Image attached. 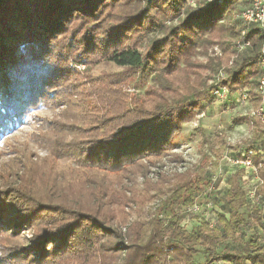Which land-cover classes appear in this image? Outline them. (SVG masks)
<instances>
[{"label":"trees","instance_id":"1","mask_svg":"<svg viewBox=\"0 0 264 264\" xmlns=\"http://www.w3.org/2000/svg\"><path fill=\"white\" fill-rule=\"evenodd\" d=\"M200 1L201 7L189 8L187 0H0V137L30 111L60 108L59 119L44 122L45 132L32 140L47 150L44 160L51 159L53 166L71 162L58 178L57 168L44 167L48 163L24 161L26 175L38 164L47 169L40 180L54 191H47V204L35 200L34 191L20 190H11L0 203L1 263L264 264V240L248 238L240 251L218 252L220 245L238 241L260 223L257 208L251 210L253 224L241 213L248 204L243 170L225 182L226 203L220 211L226 216H218L217 228L184 213L210 186L207 168H200L193 179L187 172H160L155 184L149 179L150 169L173 150V137L211 99V86L208 90L200 70L226 64L235 51L227 50L229 41L239 37L232 24V0ZM245 27L250 47L226 70L223 85L229 95L249 91L256 108L259 98L252 90L261 73L262 42L255 26ZM212 43L223 50L221 58L196 63L198 51ZM90 45L97 46L100 59L136 77L133 98L114 88L124 81H78L70 73V63L87 61L82 57ZM53 51L66 70L48 58ZM95 83L106 88L94 92ZM144 97L152 99L150 105ZM237 122L252 127V137L262 148L255 149L261 155L251 160L260 182L255 194L263 198L264 124L251 116ZM219 136L213 142L212 171L228 149ZM66 177L73 182L66 183ZM71 193L79 200L55 202ZM85 197L89 201L83 202ZM152 201L156 208L146 219L130 221L125 214ZM24 231L32 234L23 246L19 241ZM200 254L205 260L195 263Z\"/></svg>","mask_w":264,"mask_h":264},{"label":"rangeland","instance_id":"2","mask_svg":"<svg viewBox=\"0 0 264 264\" xmlns=\"http://www.w3.org/2000/svg\"><path fill=\"white\" fill-rule=\"evenodd\" d=\"M206 1L209 4H213L215 2H218V4L221 3L220 0ZM247 1L248 0H232V5L234 8V11L232 12V24L234 25V28L239 31V36L243 30H246V27L244 24L238 21L237 16L244 8L247 7ZM187 4L189 8H196V6H202V1L187 0ZM168 24L169 22L166 23V25ZM234 41L235 40H230L228 43L229 46L227 47V50L229 54H231L234 50ZM65 43V39L60 41V44ZM54 44L55 42L52 43V45ZM80 45L83 50L85 45L84 41H82ZM95 48H97V46L94 47V45L85 47L83 52L85 55L82 58L84 60L87 58V61L81 62L79 65L70 63V66L67 67L70 73L76 74L79 77L78 81L87 79L102 80L105 77L114 84L118 81H124L123 83L115 85L114 88L121 89L125 92L128 98H133V95L135 94L133 84L136 77H133V74H130L127 70L118 68L100 59L98 54L95 52ZM53 53L56 55H50L48 58H50L52 62L57 60V62L61 63L59 56L57 55L58 52L53 51ZM197 54L199 55H197L195 58L196 60H193L196 63L203 65L207 61V58H211L212 60L221 58L223 50L219 45H217V43H212L209 46H206L205 49H200ZM236 54V51H234L226 64L214 67V70L212 71L204 69L200 70V76L202 77V80L207 86L208 90L210 88L209 81L212 76L219 70H224L227 72L226 70L232 68L234 65L233 61L238 59V55ZM65 61H67L66 58ZM64 64L65 63H61V66H64ZM64 68L66 70L65 66ZM115 75L117 76L115 77ZM114 79H116V81H114ZM69 82H71V79ZM97 84L99 83L94 84L96 85L93 89L94 92L106 88V85L99 84L97 86ZM147 90L148 89H145L144 91ZM141 100H145L149 105L152 101L150 97H144V99ZM202 105L205 106L204 111L181 127L180 131L172 139V144L174 145L173 150L168 152L166 157H163L161 161L158 162L156 167L150 169L149 179L155 184L157 181L156 175H158L160 172L161 174H165L167 176L187 172L193 179L198 176V170H200V168H207L208 177L215 175L218 178L216 184L218 185V189H216V195L214 198L216 208L219 212L226 202L225 181L229 175L237 170L236 167L229 163V160L245 154L249 149L261 150L262 148L259 144H257V142L254 141V138L252 137V127L246 122L242 124L237 122V119H240L244 116H250V107L248 105L245 106L236 104L227 108L225 104L221 105L220 102H214L212 99H209ZM61 113L62 109L54 107H41L39 109H35L28 112L19 125L7 131L0 137V203L3 202L5 198L9 197L8 195L11 194V190H20L22 193L26 192L27 194H31V192L34 191L36 194V197H34L35 200H38L43 204L48 203V198L50 197L48 194L50 195L51 191L54 190L50 188L51 186L48 181L40 180V175L44 169H42L40 164H38L34 166L35 172H30L26 175V169L24 166L27 163H23L24 161H28V158H30L31 161L48 163L44 167H47L48 170L51 168H57V170H55V174H58V178L65 176L63 170L67 169L64 166L67 164L71 165V162H67L66 160L60 162L57 161L55 165L56 167L53 166L51 159L49 162L44 160L48 154L47 150L32 140V138H35V136H37L40 132H45L42 130L44 122L59 119ZM236 125L238 128H234ZM219 135H222L224 138V141L228 145V149L226 148L222 153L221 159L219 160L218 169L212 171V160H214L212 149L216 148L215 146L213 147V142L215 140H220L217 139L220 138ZM47 169L44 171H47ZM255 177L256 176L251 175L242 179V185L244 191L247 194L248 204L247 207L241 210V213L249 224H253V220H251V210L252 208H257L259 211L258 216L260 223L253 224L250 229L245 230L238 241H227L223 245H220L218 247V252L224 249L231 252L240 251L248 238L259 239L260 241L264 240V197H260L258 202L255 201V189L256 186L260 184L259 179ZM65 180L66 183H70V181L73 182L71 178H68L67 180L66 177ZM58 182L61 183L63 181ZM142 182V179L137 180L136 184L139 189L142 188ZM37 183H39V186L37 189H35ZM48 190L50 193L47 194ZM76 200H79V197L71 193L67 194L61 200L56 199L55 202L61 201L64 204H70ZM82 201H89V198L87 197L86 199L85 197V199ZM156 204L157 202L152 201L141 209L131 207L130 209L125 210V214L129 215L130 221H133L135 218L146 219L147 215L156 208ZM187 218L190 217L187 216ZM23 234L24 235L22 239H20L19 243L24 246L25 239L30 238L32 232L24 231ZM18 237H20V235L16 236V238ZM1 256L2 254L0 251V259ZM204 260L205 255L200 254L195 258V263H200ZM0 264L3 263L0 262ZM52 264H82V262L56 260Z\"/></svg>","mask_w":264,"mask_h":264},{"label":"built area","instance_id":"3","mask_svg":"<svg viewBox=\"0 0 264 264\" xmlns=\"http://www.w3.org/2000/svg\"><path fill=\"white\" fill-rule=\"evenodd\" d=\"M212 1V0H208ZM248 5L244 8L240 14L237 16L238 21H240L245 26L253 25L255 26L260 34L261 38V48L259 51V67L261 70L260 76L256 83V93L259 98V104L256 108L250 111V116L253 118H257L260 120L262 124H264V0H248ZM246 30H243L240 33L238 39H236L233 43V48L236 51V55H240L243 53L248 47H250V42L245 40ZM237 56V57H238ZM236 57V58H237ZM227 73L224 70L217 71L209 83L211 86L210 98L214 102L224 103L229 97V91L225 85H223V81L226 80ZM237 96V102L242 105L247 101L246 92H237L235 93ZM260 154L261 152H257V150L249 149L245 154L238 156L234 159L229 160L231 165L236 167H241L247 172H250L251 175L256 176L258 178L256 168L252 164L251 157ZM217 176L211 175L210 186L197 198V200L189 207L184 210V213L188 216H198L200 219L205 221L209 228H217V213L218 210L216 208L215 203V195H216V183ZM260 197L255 194V201L258 202Z\"/></svg>","mask_w":264,"mask_h":264},{"label":"crops","instance_id":"4","mask_svg":"<svg viewBox=\"0 0 264 264\" xmlns=\"http://www.w3.org/2000/svg\"><path fill=\"white\" fill-rule=\"evenodd\" d=\"M256 88V87H255ZM255 88L252 90L253 91V93L255 94V95H257V93H256V90H255ZM246 94H247V101L244 103V104H242V105H248L249 107H250V111L252 110V109H254L253 107H252V105H253V103H252V100H251V96H250V94H249V91L247 92L246 91ZM257 97H258V95H257ZM226 105L227 106V108L229 107V106H232V105H236V104H238V105H240L238 102H237V96L235 95V94H230L229 95V97L227 98V100L224 102V103H221V105ZM239 124H242V123H239ZM234 128H238V126L236 125ZM234 167H236V166H234ZM237 168V170H243V176H242V178H241V182H242V179H244V177H247V176H251V174H250V172H247L246 170H244L243 168H241V167H236ZM236 170V171H237ZM234 173V172H233ZM232 173V174H233ZM230 176V175H229ZM227 180V179H226ZM226 182V181H225ZM243 183V182H242ZM216 189H218V188H216ZM226 190H227V187H226V189H225V195H226ZM226 197V196H225ZM226 203V202H225ZM220 213H217V216H216V218H217V221H218V216H221V215H225L224 213L222 214L221 213V211H219ZM226 216V215H225ZM218 264V263H217ZM220 264H224V263H220Z\"/></svg>","mask_w":264,"mask_h":264}]
</instances>
